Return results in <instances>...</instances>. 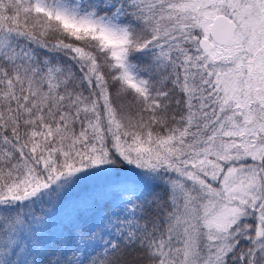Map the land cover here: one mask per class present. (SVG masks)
I'll return each instance as SVG.
<instances>
[{"label": "snow or ice", "instance_id": "snow-or-ice-1", "mask_svg": "<svg viewBox=\"0 0 264 264\" xmlns=\"http://www.w3.org/2000/svg\"><path fill=\"white\" fill-rule=\"evenodd\" d=\"M0 264H264V0H0Z\"/></svg>", "mask_w": 264, "mask_h": 264}]
</instances>
